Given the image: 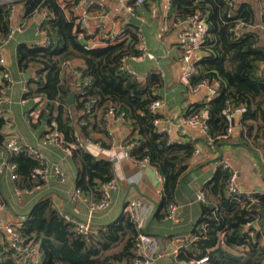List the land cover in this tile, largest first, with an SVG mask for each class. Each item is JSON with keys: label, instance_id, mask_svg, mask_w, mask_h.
I'll list each match as a JSON object with an SVG mask.
<instances>
[{"label": "crops", "instance_id": "obj_1", "mask_svg": "<svg viewBox=\"0 0 264 264\" xmlns=\"http://www.w3.org/2000/svg\"><path fill=\"white\" fill-rule=\"evenodd\" d=\"M171 1L146 0L136 15L131 16L126 12L122 0H79L73 15L78 16L85 11L83 29L86 33L91 30L100 33L87 42L91 47L105 46L107 36L103 33L111 28H136L147 50L154 54L155 59L145 58L144 55H129L122 58L119 68L129 74L125 85L134 84L138 90L159 97L162 102L157 111L160 129L165 130L177 144L192 148L187 157L184 150H177L173 154L176 157L172 160L173 170L179 173V179L173 202L169 204L177 206L175 217L166 218L169 204L161 209L160 216L155 215L161 201L163 178L149 162L139 164L133 157L125 156L124 145L130 137L131 129L128 121L108 114V108L114 106V103L108 100L94 107L81 103L82 78L78 68L83 67L82 60L71 59L69 67L61 69L60 84L62 91L67 93V105L59 104L58 101L50 102L53 109L49 116L44 109L48 101L41 95H33L27 102H21L25 98L24 87L33 93L39 87L31 72L39 65L31 61L27 69L21 71L17 64L16 46L20 43L27 46L44 45L42 43L50 33L41 26L45 20L41 12L25 16L24 1L14 0L9 16L10 28L14 29V33L6 42L0 35V51L5 58V68L12 80H15L11 85L0 83V98L5 99L0 111V117L5 119L4 142L15 137L18 145L29 149L25 153L38 163L36 168H46L47 176L46 181H42L38 171L36 174L21 175L10 160L13 155L0 145V213L4 222L23 223L36 201L44 197L50 200L51 207L66 220L88 221L90 230L87 236L92 238L100 228L121 213L127 215L125 204L129 199L141 197L154 204L152 216L145 228L154 237L155 250L160 254L153 264H172L173 251L194 240L192 229L200 214V203L194 200V194L212 178L215 170L220 167L221 159H227L232 164L242 191L264 193V128L261 121H243L242 115L234 114L232 118L227 115L232 132L229 136H217L221 141L218 145H214L213 138L199 124L182 123V118L189 113H197L206 119V105L217 93L213 94L207 87L191 89L184 80L183 74L187 68L183 60L184 53L191 52L195 62L205 55L200 49L205 26L196 28L188 19H176L170 7ZM231 2L230 7L222 8V13L238 15L252 9L256 20L247 25L246 31H255L259 35L260 44L264 46V25L261 22L264 0ZM30 59L26 56L25 61ZM13 60L16 64V77L11 71ZM143 62L146 64L142 65ZM261 67L264 70V63ZM151 75H157L159 82L152 84ZM215 85L217 87V83ZM18 92L20 95L16 97ZM71 93L75 96L73 102L68 103ZM58 115L63 122L68 121L67 124L72 126L75 136L83 144V150L98 158L110 160L113 164L111 180L117 188L111 192L110 205L95 211L91 216H88L87 200L97 201L98 194L96 191L76 192V166L72 160L74 147L68 146L63 150L48 138V128L51 125L57 126ZM133 136L139 137L137 134ZM53 166L60 168L65 176L63 182L52 174ZM12 173L16 176L14 179L11 178ZM129 236L130 233L124 229L121 238L103 251L102 256L120 252ZM8 242L9 236L0 232V247H6ZM26 245L34 250V254L38 252V243L30 242ZM128 263L121 260L114 264Z\"/></svg>", "mask_w": 264, "mask_h": 264}, {"label": "trees", "instance_id": "obj_2", "mask_svg": "<svg viewBox=\"0 0 264 264\" xmlns=\"http://www.w3.org/2000/svg\"><path fill=\"white\" fill-rule=\"evenodd\" d=\"M23 1L25 16H32L44 8L48 10L49 16L41 26L50 33L48 45L27 46L20 43L16 46L17 64L21 71H25L31 61L39 65L31 71L39 87L35 93L28 90L25 97L41 95L48 101L44 106L48 115L53 109L50 102L67 105V93L62 91L60 84L61 64L66 59L82 60L83 67L78 68L82 78L80 83L86 80L87 84L82 85L81 96L95 98L97 103L94 106L108 100L114 103L109 108L113 109L114 115L122 114L131 129L126 141V144L134 142L129 149L130 156L135 160L147 159L162 176L161 201L155 214L160 216L161 209L173 202L178 184L179 173L173 170L172 160L176 159L173 154L177 150H184L187 157L192 148L176 142L169 143L168 135L158 132L153 126V120L159 116L150 113L148 105L158 96L144 93L134 84L125 85L129 74L119 67L125 56L140 55L135 47L139 41V31L125 28L122 29L124 37L121 40L107 38L105 46L85 48L87 42L95 37L86 33L73 15V8L79 0ZM11 3L3 1L0 5L2 37L11 29ZM170 7L176 19H188L192 24L202 20L205 25L200 42V49L205 55L195 62V72L189 78V84L193 86L202 80L217 82V94L207 103V117L204 119L214 145L220 144L216 137L223 136L230 125L227 118L230 107L242 106V120L261 121L264 128V70L261 67L264 63V46L260 44L255 31H246L245 28L237 38L229 30L235 19L253 24L252 21L256 20L253 10L227 16L222 13V8L228 7L223 0H172ZM261 22H264V12ZM26 56L31 58L30 61H25ZM150 77L152 84L160 80L157 75ZM81 103L85 105L84 100ZM60 115L55 127L60 131L64 144L69 146L75 143L77 136L72 126L67 124L68 121L63 122ZM4 124L5 119L0 117V145L3 146ZM134 134L139 137H134ZM72 150L76 189L80 193L96 191L98 200L101 186L113 178L112 162L80 148ZM10 160L15 164L16 171L24 176L31 174L38 166L26 153L14 154ZM228 177L229 173L218 167L212 178L203 185L201 190L206 200L200 203V214L192 229L196 238L179 249L178 259L190 260L206 255L208 260L204 264H264V193L242 191L239 195L230 196L226 191ZM246 223L252 225L248 231L244 230ZM124 229L130 236L121 251L102 256L103 251L121 238ZM19 234L23 244L38 243L37 264H114L121 260L131 263L137 244L135 227L124 212L89 238L78 233L74 224L54 210L50 200L44 197L33 205ZM0 264L33 263L22 260L7 245L0 247Z\"/></svg>", "mask_w": 264, "mask_h": 264}, {"label": "built area", "instance_id": "obj_3", "mask_svg": "<svg viewBox=\"0 0 264 264\" xmlns=\"http://www.w3.org/2000/svg\"><path fill=\"white\" fill-rule=\"evenodd\" d=\"M5 2H13L14 0H0V5ZM125 6L126 12L134 16L136 15L137 11L140 9V7L143 5L145 0H122ZM226 3V6L230 7L231 6V0H223ZM101 6V5H100ZM77 5L74 6L73 11H75ZM102 7V6H101ZM42 16L46 19L49 16L48 10L47 9H42L41 10ZM227 16H234V15H227ZM77 20L81 23H85L86 20V12L84 11L81 15L76 16ZM193 25L196 28H202L204 27V22L201 21H195ZM247 23L244 22L241 19H235L233 21L232 26L230 27V32L233 34L234 37H240L245 28H247ZM264 25V22H263ZM102 30V29H101ZM103 32V31H102ZM14 33V29H10L7 35L3 37V41L6 42L8 41L11 36ZM88 34L93 35V36H99L100 33L94 30L88 31ZM107 36V38H112V39H118L121 40L124 37V33L122 29H116V28H111L108 32L103 33ZM204 32L201 34V41L203 38ZM44 45L50 44V39L49 37H46L43 41ZM91 46L85 45V48H89ZM136 49L140 53V55H144L145 58L148 59H155L154 54L150 53L145 45L144 40L139 36V41L135 45ZM128 56H125L124 58H127ZM183 60L187 64L186 71L183 74V78L187 83L189 84V78L191 75L195 72V59L194 56L191 52L186 51L183 55ZM70 65V60L66 59L62 62L61 66L63 68L69 67ZM80 74V72H78ZM162 74V73H160ZM13 82L12 78L10 77L8 71L5 68V58L3 55V52L0 51V83L6 84V85H11ZM216 81L208 82L206 80H202L199 83L191 86V89H198L199 87H207L210 92L213 94L216 93ZM215 83V84H214ZM87 84L86 80H83V83H80V98L81 100L85 101V104L87 106H94L97 101L93 97H87L84 98L81 95L83 94L82 92V85ZM25 93L27 92L26 87H24ZM29 98H23L21 100L22 103L27 102ZM4 98H0V111H1V103L4 101ZM162 105L161 100L158 99H153L152 102L148 105V110L152 114H157L158 108ZM243 113V107L242 106H236L233 108H229L227 111V115L229 118H232L234 114H239L242 115ZM108 114L111 116H114V111L112 108H109ZM119 117L123 120V115L120 114ZM182 123L184 124H190V125H195L199 124L201 128L205 131L208 132V126L205 122V120L200 116V115H188L182 118ZM160 124V117H156L153 120V126L158 132H163L166 133L165 130H161L159 127ZM232 132V125H228L226 128V132L224 133V136H229ZM167 134V133H166ZM169 137V136H168ZM48 138L49 140L60 147L63 150H66L68 146H66L63 142L62 135L60 131L55 127V125H51L48 128ZM169 143H174V141L169 137L168 138ZM134 145V142H130L129 144L124 145V153L126 157H131L129 154V149ZM70 147L74 148H83V144L79 138L76 139L75 143H71L69 145ZM4 147L5 149L12 155L14 154H19V153H25L29 152V149L26 147H23L21 145L17 144L16 138L11 137L9 140L4 142ZM198 150L196 149L195 152ZM139 164H142L144 162H148L147 159H142V160H136ZM220 167L225 169L229 173V177L226 183V191L227 194L230 196H235L239 195L242 190L240 189L238 178L236 175V172L232 166V164L227 160V159H221L220 161ZM1 169L0 167V174H1ZM38 172L41 173V179L42 181H46V176H47V171L45 167H41L37 169L36 167L32 170L31 174H36ZM52 174L58 178L60 181L65 180V176L62 174L60 168L58 166H53L52 169ZM15 174H11V178H15ZM117 188L116 183L113 180H110L106 183H104L101 186V196L97 201L93 200H87V212L88 216H91L95 211L103 210L106 209L111 202V192ZM77 193H80L79 190L76 189ZM250 193V192H246ZM194 200L201 203L205 202L206 196L205 193L202 190L197 191L194 194ZM253 200V199H252ZM154 210V204L152 202H149L141 197H136L129 199L126 204H125V211L128 216V219L132 222L133 226L135 227V230L137 232V244H136V250H135V256L131 260V264H153L156 258L160 256L159 253L156 252L155 250V240L154 237L148 233H146L144 230L147 226V223L152 216ZM177 210V206L175 204H169L166 209V218L172 219L175 217ZM72 223L75 226V229L78 233L87 235L90 230V225L88 221H72ZM22 226V222H4L3 217L0 213V232H5L9 236V242L8 245L13 248L18 255L21 257L23 260H29L33 264H37L39 260V254L38 252L34 254V250L32 248H28L26 244H23L22 238L20 237L19 230ZM252 225L250 223H246L244 225V230L248 231L249 227ZM252 234V233H251ZM192 238L195 239L196 236L192 235ZM222 244V242H221ZM38 251V250H36ZM179 253V250H175L172 253V264H204L207 262L208 258L207 256H202L199 258L195 259H190V260H181L177 258V255ZM38 254V256H37Z\"/></svg>", "mask_w": 264, "mask_h": 264}, {"label": "rangeland", "instance_id": "obj_4", "mask_svg": "<svg viewBox=\"0 0 264 264\" xmlns=\"http://www.w3.org/2000/svg\"><path fill=\"white\" fill-rule=\"evenodd\" d=\"M15 60V59H14ZM13 60V62H12V67H11V71H12V73H13V76L14 77H16L17 75H16V64H15V61ZM146 63L145 62H143V64L142 65H145ZM13 81H15V80H13ZM17 87H19V86H17ZM20 94H19V92L17 93V95H16V97H18ZM128 264H131V263H128Z\"/></svg>", "mask_w": 264, "mask_h": 264}, {"label": "water", "instance_id": "obj_5", "mask_svg": "<svg viewBox=\"0 0 264 264\" xmlns=\"http://www.w3.org/2000/svg\"><path fill=\"white\" fill-rule=\"evenodd\" d=\"M74 96L75 94L74 93H71L68 97V103H72L73 102V99H74ZM146 233H148V231L145 229L144 230Z\"/></svg>", "mask_w": 264, "mask_h": 264}]
</instances>
